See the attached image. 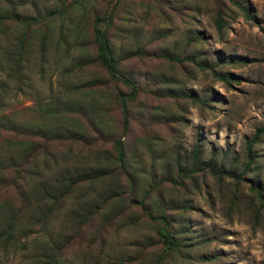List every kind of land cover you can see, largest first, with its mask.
Masks as SVG:
<instances>
[{
  "label": "rangeland",
  "instance_id": "1",
  "mask_svg": "<svg viewBox=\"0 0 264 264\" xmlns=\"http://www.w3.org/2000/svg\"><path fill=\"white\" fill-rule=\"evenodd\" d=\"M59 1L13 0L18 13L26 16H38ZM221 1L225 24L217 29L212 19L214 0H118L109 41L121 52L142 45L144 55L129 59L138 83L145 82L144 72L153 68L160 79L159 87L190 92L202 102L138 93L136 101L129 105L128 130L119 137L130 141L141 133L144 124L150 131L146 133L144 126L142 133L152 136L153 142L149 151L145 145L136 148V184L131 190L104 150L87 152L81 145L74 144L69 149L63 145L38 160L31 168L30 212L11 239L0 235V264H39L71 237L77 216L95 204L103 205L102 210L63 246V264H150L153 250L149 245L143 258L132 256L138 248L135 242L154 232L147 217L129 199L140 197L146 189L149 164L156 177L168 171L173 178L177 165L188 167L190 147L196 142L200 166L210 157L215 168L239 172L245 139L264 125V0H236L240 6ZM104 2L87 0L86 4L100 8ZM108 2L109 7L113 0ZM80 14L81 10L75 8L63 17L61 26L54 23L41 60L32 42L19 79L12 70L18 31L10 26L0 34V113L23 106V111L34 110L56 98L71 99L96 111L104 106L102 100L76 93L74 88H85V83L94 78L91 72L96 66L66 70L85 55L78 50L72 31ZM181 48L220 73L239 79H217L211 68H199L192 62H185L183 69L170 66L159 56V52ZM88 51H92L91 46ZM105 113L104 123L110 120L115 126H109L110 130L117 134V111L111 108ZM104 145L110 147L108 142ZM253 153L251 171L244 176L245 181H240L234 202L230 200L232 178L225 174L218 177L206 168L181 184L170 180L159 184L156 193L160 200L186 205L169 211L172 226L189 243L183 250L185 257L177 256L174 264H264V208L254 215L256 201L247 182H264V128ZM69 179L74 182L64 205L39 229L50 197ZM154 194H148L150 201ZM116 209H121V214L105 220ZM7 212V208L0 210V231Z\"/></svg>",
  "mask_w": 264,
  "mask_h": 264
},
{
  "label": "trees",
  "instance_id": "2",
  "mask_svg": "<svg viewBox=\"0 0 264 264\" xmlns=\"http://www.w3.org/2000/svg\"><path fill=\"white\" fill-rule=\"evenodd\" d=\"M229 1L240 6L236 0ZM221 2V0H214L212 19L217 29L222 28L225 24L222 18ZM86 3L87 0L68 2L61 0L38 16H26L18 13L13 0H0V34L4 33L10 26L18 31L12 53V70L18 79L21 75L25 55L32 42H35L37 56L41 60L46 52L47 38L54 23L61 26L63 17L69 15L75 8H79L81 18L72 31L75 33L78 50L83 51L85 55L78 58L66 70L70 72L72 67L76 70H82L89 64L96 66V69L91 72L94 78L85 83V88H74L76 93H83L88 97L94 96L106 104L103 107H98L96 111L92 107L71 99L59 100L56 98L55 100H47L34 110L23 111L22 109L26 107L23 106L21 109H12L0 113V210L3 208L8 210L5 225L1 229L0 235L5 239H11L15 235L20 222L30 212L32 206L31 168L38 160L45 159L63 145H66L68 149L74 144L81 145L87 152L104 150L110 162L114 163V167L124 177L128 189L131 190L136 184V180H134L136 148L139 145H145L149 151L153 142L152 136L146 135L145 132L142 133L144 124L141 125V133L135 134L130 141L119 137L120 134H125L128 130V123L131 118L129 105L136 101L138 93L149 92L154 97L165 95L176 98L180 96L188 98L191 102H202V99L193 96L190 92L171 91L159 87L160 79L153 73V68L143 74L145 75L143 77L147 79L144 81L148 83L139 84L135 70L129 65V59L132 57L141 58L144 55L145 51L142 45H136L130 52H121L114 49L109 41V28L115 16L118 0H113L109 7V2L106 0L103 7L100 8H95L93 3L89 6ZM90 46L92 51L89 52L88 47L90 48ZM159 56L166 60L170 66L175 65L183 69L185 62H192L199 68H211L217 79H239L235 75L220 73L213 66L205 64L196 55L187 52L184 48L179 51H162L159 52ZM142 105H145L144 101H142ZM111 108L115 109L119 115L117 134L110 130L109 126L115 127L111 121L108 120L106 124L102 117L106 114L105 111L107 112ZM263 128L264 125L256 127L253 134L245 139L244 161L237 173L231 168H215L210 157L202 162L203 167L200 166V148L196 142L190 147L188 167L184 168L177 165L173 178L168 171L165 175L160 173V176L156 177L155 169L150 163L147 169L146 189L140 194V197H130L129 199L139 207L142 215L147 217V224L153 227L154 233L153 236L145 237L143 241L135 242V246L138 248L135 249L132 256L137 260L143 258V252L149 245L153 250L150 264H174L177 256L185 257L183 250L189 246V243L182 240L180 231L172 226L173 219L169 211L186 208V205L160 200L156 193L159 184L163 180L181 184L185 178L191 180L196 172L206 168L207 171L218 177L225 174L232 178L233 187L230 200L234 202L240 181H245L244 176L251 171V165L254 163L253 146L258 141ZM144 130L146 133L150 131L146 126ZM106 142L110 144L109 148L105 147ZM70 180L67 181L65 187L50 197L51 199L39 222V229L61 210L70 194V186L74 182ZM247 182H249L248 188L252 197L256 201L254 215L257 216L260 210L264 208V182L260 183L253 179L247 180ZM151 192L155 193V198L152 201L148 199V194ZM104 201L106 202V199ZM102 208L103 205L95 204L77 216L71 237L68 236L63 244H59L54 251L45 255L39 264H63L61 257L63 246ZM121 211V209H116L104 218L105 220L112 218L114 215L121 214Z\"/></svg>",
  "mask_w": 264,
  "mask_h": 264
}]
</instances>
